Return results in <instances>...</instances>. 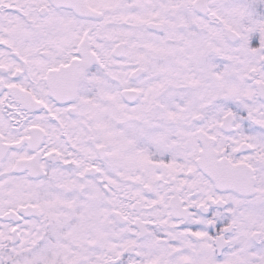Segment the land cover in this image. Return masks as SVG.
<instances>
[{
    "label": "snow or ice",
    "instance_id": "6c2138e0",
    "mask_svg": "<svg viewBox=\"0 0 264 264\" xmlns=\"http://www.w3.org/2000/svg\"><path fill=\"white\" fill-rule=\"evenodd\" d=\"M0 264H264V0H0Z\"/></svg>",
    "mask_w": 264,
    "mask_h": 264
}]
</instances>
